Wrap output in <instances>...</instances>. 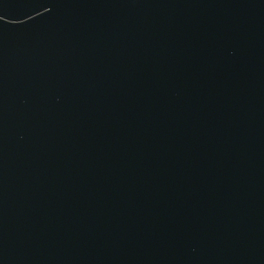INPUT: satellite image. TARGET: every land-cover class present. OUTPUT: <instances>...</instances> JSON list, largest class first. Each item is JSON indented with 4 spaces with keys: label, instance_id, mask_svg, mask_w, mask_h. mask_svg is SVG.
I'll use <instances>...</instances> for the list:
<instances>
[{
    "label": "water",
    "instance_id": "water-1",
    "mask_svg": "<svg viewBox=\"0 0 264 264\" xmlns=\"http://www.w3.org/2000/svg\"><path fill=\"white\" fill-rule=\"evenodd\" d=\"M0 264H264V0H0Z\"/></svg>",
    "mask_w": 264,
    "mask_h": 264
}]
</instances>
